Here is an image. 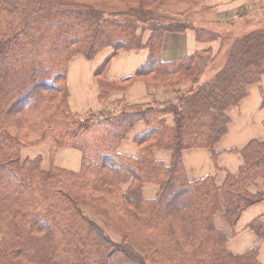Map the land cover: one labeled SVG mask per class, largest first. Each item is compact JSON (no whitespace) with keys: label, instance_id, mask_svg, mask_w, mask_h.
Returning <instances> with one entry per match:
<instances>
[{"label":"trees","instance_id":"16d2710c","mask_svg":"<svg viewBox=\"0 0 264 264\" xmlns=\"http://www.w3.org/2000/svg\"><path fill=\"white\" fill-rule=\"evenodd\" d=\"M180 2L191 3L0 0V264H260L258 247L230 253L229 237L214 219L219 214L233 228L244 209L264 200V193L247 191L264 177V143L249 142L239 152L242 166L220 186L210 175L189 179L182 154L214 152L230 122L227 111L261 81L264 29L236 38L224 66L201 83L207 51L171 62L160 58L165 33L191 29L199 43L218 38L154 15L156 7ZM106 49L111 53L94 72L99 100L138 79L171 90L185 80L195 86L176 101H120L116 114L84 119L68 106V63L76 56L92 61ZM140 49L147 58L131 77L106 78L110 59ZM138 123L136 153H121ZM38 145L49 147V159L60 148L76 149L79 170L44 169L40 157L21 158L22 148ZM156 151L169 152L170 162L157 159ZM148 184L157 187L152 199L143 196ZM104 227L121 240L113 241ZM247 229L264 240L261 218Z\"/></svg>","mask_w":264,"mask_h":264},{"label":"crops","instance_id":"0c3cea01","mask_svg":"<svg viewBox=\"0 0 264 264\" xmlns=\"http://www.w3.org/2000/svg\"><path fill=\"white\" fill-rule=\"evenodd\" d=\"M190 1L191 3L181 2L174 5H161L154 9V15L189 23L195 28L209 29L216 32L218 38L209 43H199L195 40L194 32L191 29L185 30L183 33H165L160 58L163 62H171L207 51L209 63L200 77V82H202L205 81L204 78L207 75L211 76V72L213 74L217 72L216 65L220 54L225 52L226 56L228 53V50L225 51L224 49L227 41L232 39L233 43L238 37L258 29H264V0ZM148 35L147 30L143 32V41L147 39ZM110 53V50L106 49L92 61H87L82 56H76L69 61L67 68L68 106L72 113L104 119L107 116L116 114L123 103L125 106H131L172 102L176 101L182 94L190 93L195 86L190 80H185L171 90L165 88L162 83H148L149 79H138L129 84L122 93L111 94L105 101L99 100V83L94 72ZM147 54L146 49L119 52L110 59L105 71L106 78L120 81L131 77L136 69L144 63ZM263 94L264 76L258 84L249 88L248 95L237 106L227 111L230 122L225 135L215 145L214 152L207 149H191L183 152L182 161L189 179H198L210 175L215 184L220 186L227 174L235 175L242 166V158L239 152L249 142L264 143ZM120 101L123 103H120ZM172 121L169 115L167 117L168 124H171ZM142 128L143 124L138 123L127 135V138L119 146L118 150L121 153L128 155L136 153V147L132 139ZM41 146L43 145H38V147ZM26 148L21 149L20 155ZM62 149L65 148L58 149L53 155V159L61 153ZM160 153L169 155L170 153L166 151L155 152L157 159L168 164L170 156L166 158L167 155ZM200 157L206 163L201 169L200 163H197ZM48 160L50 162L52 159H49L48 156ZM214 160L216 162L213 164ZM78 164L80 167V161H76V165ZM213 166H215V171ZM49 167L43 168L48 169ZM216 170L221 171L217 176L215 175ZM146 186L151 185L143 187V196L152 199L155 195L152 198L144 195ZM155 188L157 190V187ZM247 191L252 195L263 194L264 177L257 178L253 183H250L247 186ZM256 218H261L264 222V200L252 204L242 211L239 220L232 228V242L229 243L228 240L226 247L234 255H241L249 249L258 247V261L260 264H264V240H258L254 233L247 229V225ZM222 223L223 225L218 222L216 226L227 235V228H230L223 221Z\"/></svg>","mask_w":264,"mask_h":264},{"label":"rangeland","instance_id":"374dc122","mask_svg":"<svg viewBox=\"0 0 264 264\" xmlns=\"http://www.w3.org/2000/svg\"><path fill=\"white\" fill-rule=\"evenodd\" d=\"M181 3V2H180ZM231 43H232V39L227 41L226 42V45H225V51L229 50L230 47H231ZM218 62H217V69L216 70H219L221 69L225 62H226V56H225V52L223 54H220L219 58H218ZM89 64H92V63H89ZM216 73V72H215ZM214 73V74H215ZM211 76H206L204 78L205 81H208L209 79H211L214 74L213 72L210 73ZM205 81H202V82H205ZM201 82V83H202ZM84 119H88L89 120H93V121H102L103 119H100L98 117H95V118H92L91 116H82ZM170 119L171 121L173 120L172 116H170ZM95 123V122H93ZM48 152H49V147L47 145H43L41 147H27L26 149H24L21 153V158L22 159H34V158H37V157H40L41 158V161H42V166L44 168H47L49 167V165H53V166H59V167H63V168H66V169H69V170H75L77 171L78 168H79V164L76 165V161H80V155H79V152L76 150V149H71V148H65V149H62L61 150V153L58 154V156L53 159L49 162L48 160ZM204 152V151H202ZM160 154H164V155H167L166 158H168L170 155L167 154V153H160ZM213 154V153H212ZM216 162V160L213 161V164ZM197 163H200V169L203 168L205 166V162L203 160H201V157L198 159ZM215 169V166H213V170ZM211 170H212V165H211ZM215 171V170H214ZM213 173V172H212ZM221 173V171H217L215 172V175H219ZM149 185V184H148ZM154 185H151V186H146L145 187V190H144V195L148 198H152L155 193H156V186ZM155 191V192H154ZM216 220V223L215 225L219 222L221 225H223L222 223V219L220 218V215L218 214L215 219H214V222ZM230 228V227H229ZM105 230V232L107 233V235L113 240V241H120L121 238L119 237V235L113 233L112 231H110L109 229L107 228H103ZM227 235L229 236V243L232 242V228L228 229L227 228ZM127 245L130 246L132 249H135V246L134 244H132L131 242H127Z\"/></svg>","mask_w":264,"mask_h":264}]
</instances>
